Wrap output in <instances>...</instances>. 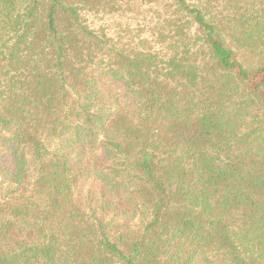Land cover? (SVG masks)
Segmentation results:
<instances>
[{
	"label": "trees",
	"instance_id": "1",
	"mask_svg": "<svg viewBox=\"0 0 264 264\" xmlns=\"http://www.w3.org/2000/svg\"><path fill=\"white\" fill-rule=\"evenodd\" d=\"M0 264H264V0H0Z\"/></svg>",
	"mask_w": 264,
	"mask_h": 264
},
{
	"label": "rangeland",
	"instance_id": "2",
	"mask_svg": "<svg viewBox=\"0 0 264 264\" xmlns=\"http://www.w3.org/2000/svg\"><path fill=\"white\" fill-rule=\"evenodd\" d=\"M100 24H102V22H101ZM116 90H117V92L120 93V94H123V93H124L123 90H122V88H121L120 86H118V87L116 88Z\"/></svg>",
	"mask_w": 264,
	"mask_h": 264
}]
</instances>
